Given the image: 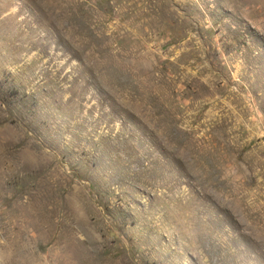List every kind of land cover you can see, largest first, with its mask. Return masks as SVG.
Listing matches in <instances>:
<instances>
[{"label": "rangeland", "instance_id": "374dc122", "mask_svg": "<svg viewBox=\"0 0 264 264\" xmlns=\"http://www.w3.org/2000/svg\"><path fill=\"white\" fill-rule=\"evenodd\" d=\"M0 264H264V0H0Z\"/></svg>", "mask_w": 264, "mask_h": 264}]
</instances>
